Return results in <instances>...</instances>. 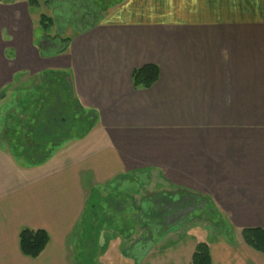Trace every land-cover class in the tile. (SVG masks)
I'll return each mask as SVG.
<instances>
[{
	"label": "crops",
	"instance_id": "0c3cea01",
	"mask_svg": "<svg viewBox=\"0 0 264 264\" xmlns=\"http://www.w3.org/2000/svg\"><path fill=\"white\" fill-rule=\"evenodd\" d=\"M52 1L0 2V92L63 71L95 119L66 159L21 162L20 170L0 150V264H191L199 242L213 264H264L241 233L264 228V0H113L95 24L69 35L66 52L43 54L31 11ZM149 64L158 80L135 88L134 70ZM130 175L179 190L160 199L174 207L130 213L125 195L102 194ZM93 191L112 218L89 245L83 217ZM185 191L205 195L227 230L183 227L194 210L185 201L197 198ZM111 196L118 210L107 205ZM25 227L49 234L37 258L20 249ZM209 231L221 237L207 240Z\"/></svg>",
	"mask_w": 264,
	"mask_h": 264
},
{
	"label": "rangeland",
	"instance_id": "374dc122",
	"mask_svg": "<svg viewBox=\"0 0 264 264\" xmlns=\"http://www.w3.org/2000/svg\"><path fill=\"white\" fill-rule=\"evenodd\" d=\"M112 1L113 0H53L51 3L47 2V8L43 9V11L41 9V11H45L44 13L52 16L54 19V24L49 31L50 38L46 42L39 41L41 40V37L43 35V30L38 24L41 11L40 9L36 8L35 10L31 11V18L34 21L35 27V41H39V46L41 42V44H47L45 48L52 47V49H54L53 51H57L63 46V38L68 37L74 32L87 29L88 27H91L93 24H95V22L103 12V7L107 6ZM53 38L56 40L54 42H51L50 40H52ZM33 79L34 77L28 76L20 81L22 82V88L31 86L33 87L31 89L15 88V90L12 89L5 91V95L0 92V150L11 156H14V159H8V161L10 162V165L15 169L16 166H13V162L14 164H17L20 170L21 162L24 163L27 167H30L39 164L38 161H45L49 156L51 157L53 155L54 157L56 155L59 156L57 157L58 159H66V156H69L71 152H74V150H76V148L79 146V144L81 143L79 142V139L83 136L86 129L88 128L87 124L82 133H76L75 135L68 134L66 138L57 141V144L54 145L52 143H49L39 152L27 155L26 157V155L24 154L25 152H23L24 147L19 146V144H21L20 142L22 141L21 135L25 134L26 137V134H28L27 130L29 125L33 124L34 119L39 112V107L43 103L48 102L49 95L48 92L43 90L44 84H41L40 79L37 81H34ZM81 113L84 116L91 115L87 123H89V125H93L95 117L92 112L87 111L81 106ZM18 137H20V141ZM42 170L44 171L45 169ZM146 183L147 181L142 176L138 177L135 175H130L127 177V179H124L122 182H119V184H116L115 187H112V191L108 188H106L105 191L102 190V194L105 192L107 194L113 193L116 196L118 195L117 197L122 196L119 195L121 193L125 195V197L129 199L128 210H130V213H133L136 209L139 210L140 208L143 210L145 208H152L155 209L157 213H160V209L163 208V206H161L162 203H164V206L174 207L172 202L164 201L161 203V200H167V196L173 197L177 193L176 191L179 192V190L165 188L161 189V187L158 186L154 187V184L151 185ZM184 193H182L184 195H182L183 198H197L194 203L195 206H192L193 203L185 201V203L187 204V206H185L186 209L188 207H194V210H192L193 214L191 211V213L189 214L188 211L186 213L187 217L183 221L180 220L183 222V227L197 225L201 227H208L209 230H214L215 228H217L219 232L222 230H227L226 223L225 221H223V218L212 215V212L209 211L210 209H212V206L211 202L205 195L194 194L191 191H185ZM136 194H144V196L141 197L140 195L139 197H136ZM148 197L152 198V201H157L154 203L149 202L147 200ZM166 203H168V205H165ZM118 207L119 205H115L111 209H117ZM123 207L125 208L126 206L123 205ZM189 208L187 210H189ZM156 219L157 217H155V220ZM177 219L178 217H173L171 218L170 222L165 221V224L177 223ZM117 220L119 221L118 224H122L120 222V219L117 218ZM83 230L84 228L81 223L78 231L82 234ZM209 233L210 234H208V238H206L207 240H214L215 238L213 237H221L216 233L213 236V231H209ZM79 253L80 248L78 249L77 257ZM77 263L82 264V260H78Z\"/></svg>",
	"mask_w": 264,
	"mask_h": 264
},
{
	"label": "trees",
	"instance_id": "16d2710c",
	"mask_svg": "<svg viewBox=\"0 0 264 264\" xmlns=\"http://www.w3.org/2000/svg\"><path fill=\"white\" fill-rule=\"evenodd\" d=\"M2 1L0 0V2ZM28 4L30 8L39 7L41 0H28ZM105 8L106 6L103 7V11L106 10ZM39 22V26L43 30L41 42H46L50 38L49 31L54 24V19L52 16L42 13ZM54 38L50 41L54 42L56 40ZM71 39V36L63 38V46L57 51H53L52 47L45 48L47 44H41V42L39 49L43 54H61L67 51ZM132 78L135 88L151 87L159 78V68L154 64L139 67L134 70ZM39 79L41 84H44L43 90L49 94L48 102L39 107V112L33 124L28 127L26 137L25 134L21 135L23 142L20 143L23 145L19 144V146L24 147L23 152H25L26 157L39 152L49 143L57 144V141L66 138L68 134L82 133L87 124L88 128L85 133L92 127V124L87 123L91 115L84 116L81 113V104L74 92L72 76L63 71H46L34 77L33 80L37 81ZM5 91L7 90L1 92L4 94ZM18 139L20 141V137ZM43 161L40 160L38 163ZM97 196V191L91 192L83 217L84 238L89 245L96 241L102 224L111 222L112 218L110 216L106 217L102 202ZM106 203L112 208L119 205L120 200L111 196L106 200ZM241 233L247 244L264 254V228L247 227L243 228ZM49 239V234L44 229L25 227L19 234L20 249L24 255L37 258L46 249ZM191 264H213L210 246L207 242L197 244Z\"/></svg>",
	"mask_w": 264,
	"mask_h": 264
},
{
	"label": "flooded vegetation",
	"instance_id": "af4514ba",
	"mask_svg": "<svg viewBox=\"0 0 264 264\" xmlns=\"http://www.w3.org/2000/svg\"><path fill=\"white\" fill-rule=\"evenodd\" d=\"M190 203H193V205H192V206H195V205H194L195 201H193V202H190ZM188 208H189V207H188ZM188 208H187V209H188ZM191 208L193 209L194 207H191ZM184 209L186 210V208H184Z\"/></svg>",
	"mask_w": 264,
	"mask_h": 264
}]
</instances>
